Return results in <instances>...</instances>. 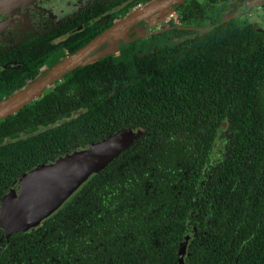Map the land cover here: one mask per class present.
<instances>
[{
    "label": "flooded vegetation",
    "instance_id": "obj_1",
    "mask_svg": "<svg viewBox=\"0 0 264 264\" xmlns=\"http://www.w3.org/2000/svg\"><path fill=\"white\" fill-rule=\"evenodd\" d=\"M155 1L0 0V100L22 90L48 67L94 42L129 16L150 9ZM262 10L264 0H184L162 11L142 13L129 26L98 42L86 62L54 79L50 85L53 89L46 91L58 89L53 102L47 105L52 107L47 116L54 118L38 129L63 120L53 127L65 125L76 132L80 116L91 114L95 107H107V100L126 80L125 69L157 66L142 64L143 57L179 48V44L208 32L217 21L235 19L255 26L251 16L257 13L259 19ZM86 67L115 68L113 87H110L112 75L106 72L97 76V86L79 87L77 74ZM92 122V125L84 123L82 130L115 129L110 127L114 124L110 115ZM122 128L126 127L117 130ZM202 129L207 130L206 125ZM229 129L227 115L216 129L207 152L205 143L192 138L187 126L169 130V136L143 141L144 147L158 150L147 152L144 175L130 170L123 174V182H117L118 186L108 178L103 192L97 188L98 181H93L88 211L79 206L83 205L82 197L81 201L76 200L79 205L73 204V198L60 216L46 222L47 225L44 222L29 231L7 233L0 224V264H111L118 259L122 262L127 245L133 249V243H144L147 232L154 237L152 242L168 244L155 252V261L166 259L172 246L177 245L174 248L178 264L180 246L186 242L185 264L190 245L203 230L206 232L202 218H210L213 213L198 186L207 184L227 158L231 146ZM136 140L128 146L135 144L132 150ZM113 169L106 173L108 177L114 176ZM10 185L0 188V201ZM234 192L238 193L231 194ZM98 193L103 196L101 204ZM234 195L232 203L239 199ZM174 218L181 224V232L168 223ZM166 231L170 232V239Z\"/></svg>",
    "mask_w": 264,
    "mask_h": 264
},
{
    "label": "trees",
    "instance_id": "obj_2",
    "mask_svg": "<svg viewBox=\"0 0 264 264\" xmlns=\"http://www.w3.org/2000/svg\"><path fill=\"white\" fill-rule=\"evenodd\" d=\"M179 46L140 58L142 64L157 66L125 69L126 80L107 100V107H95L91 114L80 116L76 132L63 125L17 139L21 133L39 130L41 124L53 120L47 116L52 109L47 105L53 102L58 89L45 91L30 105L0 120V188L37 164L98 141L120 127H144L145 133L135 139V149L132 150L135 144L124 149L93 174L74 197L73 204L83 200L79 206L88 211L93 181H98L97 188L103 192L108 178L117 185L130 170L144 175L147 152L158 150L144 147L143 141L169 136V130L187 126L192 138L205 143L207 152L216 129L228 115L230 151L219 171L207 184L198 186L213 213L210 218L203 216L206 232L203 230L190 245L185 264H264V34L248 21L229 19L217 21L208 32ZM114 71L115 68L101 67L79 69L78 86H94L97 76L103 72L112 75ZM110 83L112 88L113 75ZM108 115L114 120L110 125L114 130H82L84 123L92 125V121ZM203 125L207 130L202 129ZM10 139L13 141L8 142ZM112 167L114 176L108 177L106 173ZM233 191L238 193L232 195ZM191 194L194 195L192 187ZM234 194L239 199L232 203ZM97 196L103 203L102 194ZM62 209L44 225L59 217ZM168 223L181 232L176 218ZM165 235L171 238L170 232ZM152 240L154 237L147 232L144 243H133V249L127 245L125 259L112 260L111 264H177V245L172 246L166 259L158 258L156 262L155 252L168 244Z\"/></svg>",
    "mask_w": 264,
    "mask_h": 264
},
{
    "label": "water",
    "instance_id": "obj_3",
    "mask_svg": "<svg viewBox=\"0 0 264 264\" xmlns=\"http://www.w3.org/2000/svg\"><path fill=\"white\" fill-rule=\"evenodd\" d=\"M183 1L156 0L150 9L129 16L122 24L114 26L94 42L66 57L58 64L48 67L22 90L0 100V120L16 113L25 104L42 97L45 91L52 88L50 85L58 75L86 62L92 48L115 30L129 26L142 13L162 11L174 3ZM256 28L259 29L257 26ZM62 121H56L47 127L42 126L39 130L30 133H21L17 139L34 136ZM143 132L144 127L140 125L119 129L89 145L75 148L54 159L43 161L20 174L0 201L2 228L9 233L11 231H29L41 225L70 202L93 174L100 172L110 164ZM10 141L13 140H8V142ZM180 247L178 264H184L186 242Z\"/></svg>",
    "mask_w": 264,
    "mask_h": 264
},
{
    "label": "rangeland",
    "instance_id": "obj_4",
    "mask_svg": "<svg viewBox=\"0 0 264 264\" xmlns=\"http://www.w3.org/2000/svg\"><path fill=\"white\" fill-rule=\"evenodd\" d=\"M252 11V10H251ZM254 11V10H253ZM249 14V13H248ZM243 18H247V16H244ZM255 18V19H254ZM252 22L254 21L255 27H259V30L264 34V12L263 10L261 11L260 17L258 19L257 13L251 16L250 19Z\"/></svg>",
    "mask_w": 264,
    "mask_h": 264
}]
</instances>
